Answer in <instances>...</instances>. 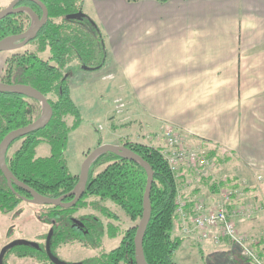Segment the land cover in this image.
<instances>
[{"label": "trees", "instance_id": "trees-1", "mask_svg": "<svg viewBox=\"0 0 264 264\" xmlns=\"http://www.w3.org/2000/svg\"><path fill=\"white\" fill-rule=\"evenodd\" d=\"M41 1L48 16L35 38L28 43L35 48L14 53L5 60L4 82L26 84L40 91L52 108V116L44 127L14 139L6 151L5 161L18 180L42 195L57 198L70 192L78 179V175L69 171L65 158L68 134L81 122L80 110L71 97L72 78L82 70L102 68L108 59V51L102 31L83 13V0ZM22 5L41 15L38 5L27 0L17 3V6ZM72 15L75 17H70ZM30 23L31 17L24 11L5 16L0 19V39L24 32ZM41 54L47 56L43 58ZM24 97L12 92L0 93V141L9 131L25 126L39 116L40 106L27 102ZM17 141L20 142L18 147L9 154ZM42 143L49 146V153L38 156L36 149ZM102 143L103 138L99 137L96 146ZM119 144L142 157L153 172L149 196L151 212L142 241L146 263L177 264L176 251L187 239L200 245L197 234L192 231L196 198L204 188L215 192L217 185L208 174L197 175L192 169L180 168L173 172L160 147L127 139ZM206 156L217 162L209 153ZM145 183V170L137 162L111 152L100 154L90 164L84 194L75 206L49 205L47 216L53 226L44 235L43 243L12 242L3 258L7 253H13L16 257L32 260L33 264H53L49 254L56 258L55 253L60 247L78 244L95 254L75 264H135L133 237L142 213ZM219 185L223 188L238 184L226 179ZM13 188L18 194L29 197L18 187ZM178 196L185 202L184 222L176 212ZM69 200L70 197L64 201ZM21 201L0 171V211L11 212ZM231 207H227L228 212ZM79 210L83 213L78 215ZM184 226L189 233L183 232ZM116 238L119 239L117 245L106 249L105 239ZM255 251L261 258L259 250L256 248Z\"/></svg>", "mask_w": 264, "mask_h": 264}, {"label": "crops", "instance_id": "crops-1", "mask_svg": "<svg viewBox=\"0 0 264 264\" xmlns=\"http://www.w3.org/2000/svg\"><path fill=\"white\" fill-rule=\"evenodd\" d=\"M105 3L101 79L125 93L129 129L103 143L127 139L165 150L160 129L169 125L186 147H201L228 169L230 182H251L264 205V0ZM94 75L72 81L88 89ZM116 114L108 117L114 127ZM259 243L264 259V238Z\"/></svg>", "mask_w": 264, "mask_h": 264}, {"label": "rangeland", "instance_id": "rangeland-1", "mask_svg": "<svg viewBox=\"0 0 264 264\" xmlns=\"http://www.w3.org/2000/svg\"><path fill=\"white\" fill-rule=\"evenodd\" d=\"M100 1L104 4H101ZM105 1L106 0H83L84 15L92 19L98 27L101 26L98 20L99 14L106 8ZM10 2L11 0H0V5L6 6ZM34 48L33 44H27L20 49L1 51L0 77L3 74L1 69L2 67L4 69V59L11 57L14 53H19L24 50H34ZM40 56L45 58L47 55L41 54ZM90 71L94 74H98V77L95 78V75L92 77V85L89 86L88 89L86 88L87 85H85V83L82 85H76L74 81H71L70 84L71 97L79 108L81 114L80 124L68 134L65 149V158L68 169L75 175H78L80 172L81 163L85 157L84 154L88 150L91 151L96 147L99 137H102L104 140L107 135H120L129 129V127H125L126 123L129 122V120L126 119L129 108L125 93L122 94L117 91V87L108 84V80L101 79V76L104 73L102 69L82 70L80 73L87 74V72ZM77 80H79V78ZM115 99H119L124 103L122 110L119 112L120 114L118 113L119 115L115 113ZM113 114H116V124H112L115 125V127L111 126V123L108 121V117ZM135 130L137 133H142L141 129L136 128ZM135 130L131 131L133 132ZM111 140H113V142L119 141L116 136ZM19 143V141L15 142L9 149L8 153L11 154L18 147ZM48 153L49 146L46 143L40 144L36 149V155L38 156H45ZM101 168L102 167L97 170H100ZM205 171L217 185L216 191L212 192V189L204 188L198 197L204 198L208 203H211L213 199L219 196L220 189H222L219 182L226 179L230 182L231 174L228 169L222 167V164L215 161L212 162V165ZM197 175L199 174L197 173ZM237 180L238 181H233V183L236 182L238 184L236 187H239L240 185L243 186L244 194L241 199L243 204H248L250 206L256 205L258 207L253 217L248 219H236V228L238 232L245 238L248 245L255 250L256 248L258 249L259 242L264 238V227H258V229H256V225H258L259 221H264V205L260 200H257L259 197L257 191L255 192L252 188L251 182L249 183L246 179ZM233 187L234 186H228L223 188ZM208 192H211L213 196L211 197V194H208ZM178 198L180 197L178 196ZM48 211L49 205H38L26 201H21L11 212L4 213L0 211V250L3 246L12 242H27L41 245L44 241V235L48 234L53 226L52 222L48 219ZM79 212L83 213V210ZM184 233L189 232L187 231ZM118 241V238L111 240L105 239L104 246L106 249L113 248L117 245ZM199 242L200 245H196L190 239H187L176 251V263L205 264L208 261L211 264H231L233 259H241L245 261V258L241 257L237 249L231 244L223 243L222 245L216 246L209 241L199 240ZM199 249H201V251H199ZM93 254H95V251L81 247L78 244L64 245L55 253L56 258L59 261L67 264L80 262L91 257ZM201 256L203 258H201ZM261 260L264 263V259L262 258ZM3 264H33V261L27 258L16 257L13 253H7L3 258Z\"/></svg>", "mask_w": 264, "mask_h": 264}, {"label": "water", "instance_id": "water-1", "mask_svg": "<svg viewBox=\"0 0 264 264\" xmlns=\"http://www.w3.org/2000/svg\"><path fill=\"white\" fill-rule=\"evenodd\" d=\"M22 0H12L5 8L0 10V19L4 18L7 15H10L17 11H24L28 13L31 17V23L28 26V28L19 34H14L10 36H6L2 39H0V52L6 51V50H15L18 48H22L26 44H28L31 40L35 38L37 35L39 29L42 27V25L45 23L48 13L46 6L41 0H27L30 1L36 5H38L41 8V15L38 16L30 7L28 6H20V7H14V5ZM70 17H75V15H72ZM3 92H12L15 94L24 95L26 97L32 98L36 100L41 108L39 116L29 124L13 129L9 131L0 141V171L5 178L8 187L17 195L20 197L23 201L30 202L33 204L38 205H52L57 206L61 208H70L75 206V204L78 202V200L83 196L85 185L87 183L88 179V172L90 168V164L92 161L98 157L100 154L105 152H111L115 155H118L120 157L132 160L134 162H137L140 164L146 173V183L142 195V213L141 217L137 223L135 234L133 237V244H134V261L135 264H147L146 260L144 258L143 254V248H142V241L144 232L147 226V223L150 218V212H151V206H150V190L152 186L153 181V172L150 165L142 159L137 153H135L130 148L121 145V144H112V143H102L96 147H94L83 159L80 167V172L78 174L77 182L75 183L73 189L66 193L65 195H62L57 198H51L45 195H42L38 192H36L33 188L25 184L24 182L18 180L8 169L5 161V155L6 151L10 145V143L23 135H26L32 131H35L37 129H40L44 127L50 120L52 116V108L44 95L35 89L34 87L26 84H8V83H2L0 82V93ZM13 186L18 187L22 191H24L26 194L29 195V197L22 196L18 194ZM69 201H64L66 198H69ZM12 243L5 245L0 250V264L2 263L3 254L7 247L11 246ZM49 257L51 261L54 264H67L59 261L57 258L52 257L51 254H49ZM75 264V263H70Z\"/></svg>", "mask_w": 264, "mask_h": 264}, {"label": "built area", "instance_id": "built-area-1", "mask_svg": "<svg viewBox=\"0 0 264 264\" xmlns=\"http://www.w3.org/2000/svg\"><path fill=\"white\" fill-rule=\"evenodd\" d=\"M115 111L120 112L124 103L115 99ZM160 135L165 141L163 154L173 172L180 168L195 170L198 174H207L205 170L212 165L214 159L206 156L205 150L201 147L188 148L184 145V137L174 131L169 125H164L160 129ZM260 180V176L257 177ZM240 185V184H239ZM223 189V190H222ZM220 189L219 196L213 199V203H208L204 198L197 197L193 204V228L199 240L209 241L213 245L219 246L224 242L231 244L237 249L241 257L253 264H264L258 253L253 250L238 232L236 219H248L253 217L258 207L243 204V186ZM218 191V192H219ZM176 212L182 222L185 221V202L176 198ZM232 206L230 211L227 207ZM184 232L190 230L184 226Z\"/></svg>", "mask_w": 264, "mask_h": 264}, {"label": "flooded vegetation", "instance_id": "flooded-vegetation-1", "mask_svg": "<svg viewBox=\"0 0 264 264\" xmlns=\"http://www.w3.org/2000/svg\"><path fill=\"white\" fill-rule=\"evenodd\" d=\"M12 1V0H11ZM18 3V2H17ZM17 3L14 5V7H20V6H17ZM8 5V4H7ZM6 5V6H7ZM6 6H1L0 5V10L1 9H3V8H5ZM22 6H26V5H22ZM29 7V6H28ZM27 45V44H26ZM24 47V46H23ZM22 47V48H23ZM18 49H20V48H18ZM16 50V49H15ZM6 51H10V50H6ZM5 60L6 59H4V61H3V65H4V69H5V67H6V63H5ZM4 69H3V67H2V69H1V72H3V74L1 75V77H0V82H2V83H5L4 82ZM3 70V71H2ZM23 99H25V100H27V102H29V103H33L34 105H36L37 107H39L40 105H39V103L36 101V100H34V101H32L31 100V98H29V97H24ZM79 211H81V210H79ZM79 214H81L80 212H78V215ZM75 222L77 223V218L74 220V224H75ZM54 264V263H53Z\"/></svg>", "mask_w": 264, "mask_h": 264}]
</instances>
